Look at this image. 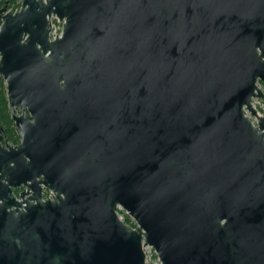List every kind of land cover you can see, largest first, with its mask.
Returning <instances> with one entry per match:
<instances>
[{
    "label": "water",
    "instance_id": "obj_1",
    "mask_svg": "<svg viewBox=\"0 0 264 264\" xmlns=\"http://www.w3.org/2000/svg\"><path fill=\"white\" fill-rule=\"evenodd\" d=\"M26 3L0 33L9 102L30 113L4 163L0 264H149L145 246L264 264V0ZM11 172L40 181L16 199Z\"/></svg>",
    "mask_w": 264,
    "mask_h": 264
},
{
    "label": "flooded vegetation",
    "instance_id": "obj_2",
    "mask_svg": "<svg viewBox=\"0 0 264 264\" xmlns=\"http://www.w3.org/2000/svg\"><path fill=\"white\" fill-rule=\"evenodd\" d=\"M33 4L36 5L37 11L40 10L41 4L45 0H30ZM29 4L26 3L23 6V0H0V33L2 30V27L8 23V21L11 19V17L15 16L16 14H19L22 11H25L28 9ZM58 18L56 15H51L48 17V29L50 33V27H51V20L56 21ZM48 33V41L52 42L54 40L50 39ZM29 37V34L26 32H23L20 36V43L23 44L27 38ZM9 40L5 39L4 44H6ZM10 42V41H9ZM2 50L0 49V60L2 58ZM26 110H23L21 105H12L9 102L8 99V92H7V84L6 80L0 75V175L3 177L0 179V184H9L8 180L6 179L7 175H4V172H6L5 168V160L9 157H11V153H15L17 148L21 145L22 141L19 137V131L16 126V118L21 117L22 118V124L25 126L28 125L26 122L27 116L30 115V113ZM32 122V121H31ZM9 166H14L13 162H9ZM4 169L2 170V168ZM9 177L11 179L12 183H17L14 185H9V189L11 191V195L19 199L20 194L25 190H30V193H32V188H35L37 186V183L40 181V177L36 176L34 179H26L21 180L17 174L14 172H11L9 174ZM43 199H44V190L46 189L43 187Z\"/></svg>",
    "mask_w": 264,
    "mask_h": 264
},
{
    "label": "built area",
    "instance_id": "obj_3",
    "mask_svg": "<svg viewBox=\"0 0 264 264\" xmlns=\"http://www.w3.org/2000/svg\"><path fill=\"white\" fill-rule=\"evenodd\" d=\"M63 32V23L59 21L58 19L56 21L51 20V27H50V39L51 40H56L62 36ZM259 99H254L252 102L253 107L257 110L259 115L264 116V111H263V105H259ZM54 196V193L51 190H44V199H52ZM122 209L118 208V216L121 221H123L121 215L119 214ZM123 211V210H122ZM134 224V223H133ZM136 227V224H134ZM134 227V228H135ZM143 251L145 254V262L149 264H160V260L154 251L153 248L149 246L143 247Z\"/></svg>",
    "mask_w": 264,
    "mask_h": 264
},
{
    "label": "rangeland",
    "instance_id": "obj_4",
    "mask_svg": "<svg viewBox=\"0 0 264 264\" xmlns=\"http://www.w3.org/2000/svg\"><path fill=\"white\" fill-rule=\"evenodd\" d=\"M259 88H260V90L263 92V94H264V84H262V83H259ZM260 101H259V105H263V111H264V96H263V99H259ZM247 116L253 121V123H255V120L247 113ZM120 215H121V217H122V219L124 220L125 218H126V216L130 219V221H131V223H134L135 224V222L125 213V211H120V213H119ZM134 228V227H133Z\"/></svg>",
    "mask_w": 264,
    "mask_h": 264
},
{
    "label": "trees",
    "instance_id": "obj_5",
    "mask_svg": "<svg viewBox=\"0 0 264 264\" xmlns=\"http://www.w3.org/2000/svg\"><path fill=\"white\" fill-rule=\"evenodd\" d=\"M123 222L127 225H130L131 227H135L133 223H131L130 219L126 216V218L123 220Z\"/></svg>",
    "mask_w": 264,
    "mask_h": 264
}]
</instances>
